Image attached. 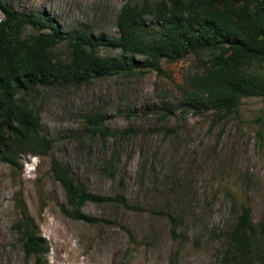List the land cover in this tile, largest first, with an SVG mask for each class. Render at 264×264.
I'll return each mask as SVG.
<instances>
[{"label": "rangeland", "instance_id": "1", "mask_svg": "<svg viewBox=\"0 0 264 264\" xmlns=\"http://www.w3.org/2000/svg\"><path fill=\"white\" fill-rule=\"evenodd\" d=\"M125 1L5 0L16 14L43 16L63 33L89 30L104 39L117 36ZM146 26L158 31L151 19ZM37 33L27 27L23 36ZM56 53L64 59V45ZM161 69L38 89L39 132L53 144L49 157L22 156L21 170L0 163V264H32L12 230L21 208L48 243L49 264H229L228 235L241 208L253 224L264 211V101L243 99L237 114L219 118L183 104L200 69L194 56L163 61ZM50 158L90 194L119 196L127 207L86 203L81 212L93 224L68 218Z\"/></svg>", "mask_w": 264, "mask_h": 264}, {"label": "trees", "instance_id": "2", "mask_svg": "<svg viewBox=\"0 0 264 264\" xmlns=\"http://www.w3.org/2000/svg\"><path fill=\"white\" fill-rule=\"evenodd\" d=\"M137 1H125L116 19L117 36L104 39L89 30L63 33L43 16H20L0 0V163L21 170L22 156L49 157L53 142L40 134L32 100L38 89L57 84H90L142 69L160 75L163 61L172 64L191 55L200 69L188 80L185 106L225 118L237 114L243 99L264 101V0ZM149 19L157 32L147 30ZM27 27L38 33L24 37ZM61 45L64 59L56 53ZM101 48L119 51L121 58L102 57ZM93 122L102 126L103 117L96 115ZM97 133L107 135L101 128ZM49 173L64 193L61 211L72 220L95 222L81 212L86 203L127 207L119 196L90 194L54 158ZM12 230L21 238L26 260L49 264L48 243L24 208ZM228 241L229 264L264 260V211L253 224L250 209L242 207Z\"/></svg>", "mask_w": 264, "mask_h": 264}]
</instances>
